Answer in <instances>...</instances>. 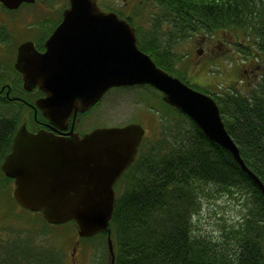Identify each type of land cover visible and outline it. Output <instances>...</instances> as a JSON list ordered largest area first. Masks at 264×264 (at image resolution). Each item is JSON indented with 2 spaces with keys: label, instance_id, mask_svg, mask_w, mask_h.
Returning <instances> with one entry per match:
<instances>
[{
  "label": "trees",
  "instance_id": "obj_1",
  "mask_svg": "<svg viewBox=\"0 0 264 264\" xmlns=\"http://www.w3.org/2000/svg\"><path fill=\"white\" fill-rule=\"evenodd\" d=\"M129 2L131 13L120 11V15L136 34L167 36L173 63L164 60L165 54L156 61H163L158 64L178 76H183L175 69L180 55L173 47L193 35L230 31L241 39L237 49L242 57L264 52V0H125ZM154 43L160 41L148 40L143 48L153 58ZM183 81L188 83L184 76ZM202 92L215 100L240 157L264 184V75L244 99L227 92L219 102L208 90L202 88ZM234 99L246 108L235 119L229 108ZM162 103L169 108L162 118L166 136L143 141L115 184L109 225L114 264H264V196L228 151L210 141L186 115ZM16 129L14 116H0V162L10 150ZM0 177V189L13 181L1 171ZM202 197L247 201L236 225H230L234 220L222 221L217 208L207 206L209 214L222 221L217 231L220 240L205 242L195 233L194 220L204 212ZM92 238L100 239L105 261L106 232L81 240Z\"/></svg>",
  "mask_w": 264,
  "mask_h": 264
},
{
  "label": "water",
  "instance_id": "obj_2",
  "mask_svg": "<svg viewBox=\"0 0 264 264\" xmlns=\"http://www.w3.org/2000/svg\"><path fill=\"white\" fill-rule=\"evenodd\" d=\"M34 0H0L8 8ZM60 24L38 53L31 42L20 44L14 66L24 88L38 86L44 98L35 101L50 120L85 112L112 87L149 85L162 101L189 117L212 142L228 151L264 196V184L245 165L224 128L218 106L158 66L138 49L136 32L124 18L101 11L96 0H68ZM92 43V51L82 49ZM144 134L137 123L96 127L79 136H56L40 130H16L0 171L14 180V200L41 212L49 224L73 221L80 238L106 232L108 264H114L110 220L114 185L133 162Z\"/></svg>",
  "mask_w": 264,
  "mask_h": 264
},
{
  "label": "rangeland",
  "instance_id": "obj_3",
  "mask_svg": "<svg viewBox=\"0 0 264 264\" xmlns=\"http://www.w3.org/2000/svg\"><path fill=\"white\" fill-rule=\"evenodd\" d=\"M118 1H120V11L124 15L131 13V2H129L127 8H124L125 0ZM23 9H19L17 12L21 15ZM234 36V33L230 31L215 32L212 35L197 34L191 36L183 44H175L173 50L183 58L176 65L178 73L183 75L191 86H197V90L202 91L203 88L204 91L208 90L212 94L213 87H216V84L225 85L223 87L228 90L231 86L241 85L242 83H239V81L245 80V69L247 73L250 71L251 65L247 66V63H255L256 60L255 56L243 60L244 57L236 48L237 43L242 45L241 39L238 40ZM215 40H220L223 44L219 45V43L213 42ZM12 42L15 41L12 40ZM210 44L215 45V51H207V54L201 56L197 50L203 48L206 51V47ZM230 49L232 51L229 52ZM183 61L184 63L181 64L180 62ZM257 61L261 62L260 59ZM233 80L234 83H232ZM217 81H220V83ZM152 92L154 94H149L147 90H140L136 94L126 90L120 91L117 97L120 99V103L116 105L113 115L108 113L107 110L105 114V104L103 107L95 108L85 115L88 128L99 123L102 124L105 115H107L113 121H120V124L110 125L105 123V126H122L121 123H129L130 121H134L131 123L140 122L145 126L144 142L159 141L166 136L162 118L169 108L162 103L158 92ZM102 108L104 109L101 110ZM0 110H2L1 107ZM169 116L170 119H173L172 115ZM177 121L178 119L174 123H177ZM117 186L120 189V183ZM13 188V181H8L4 189H0V247L2 246L0 251L4 249L3 241L6 239L7 233L22 230L26 237H30L29 244L35 248L43 245L40 248L43 249L45 263L54 260L52 250H59L60 264H69L72 253L76 264H104L107 261L108 254L105 261H103L104 255L100 239L81 240L77 234L76 224L69 222L59 225L47 223L42 218L41 213L26 210L13 200ZM236 201L231 197H202L201 207H203L204 212L199 214L193 223L196 235L205 238V242H208L209 239L220 240L217 231L219 225H222V221L232 222L234 220L230 225H236L237 217L245 212L247 201L244 200L243 203ZM207 206L217 208L218 211L215 212L221 213L217 217L219 219L223 218V220L219 221L212 214H209ZM39 233L42 234L38 236ZM1 237L3 238L1 239ZM96 245L97 247H95Z\"/></svg>",
  "mask_w": 264,
  "mask_h": 264
},
{
  "label": "flooded vegetation",
  "instance_id": "obj_4",
  "mask_svg": "<svg viewBox=\"0 0 264 264\" xmlns=\"http://www.w3.org/2000/svg\"><path fill=\"white\" fill-rule=\"evenodd\" d=\"M96 4L101 11L113 12L117 16L125 19V17L120 15V1L96 0ZM123 6L124 8H127L128 4L124 2ZM68 7V0H34L32 2H21L16 8H8L0 2V107L3 110H0V113H2L0 116H14L17 121L16 130H18L20 126L25 125L27 131L30 133H36L40 130H44L56 136H68L70 133H77L79 136H83L96 127H111L105 126V123L110 125L120 124V121H113L109 116L105 115L102 124L99 123L98 125L88 128L87 121L85 120V115L95 108L103 107L104 104L106 105L105 114L108 112L113 115L116 105L120 103V99L117 98L120 91L126 90L136 94L140 90H147L149 94H154L152 91H155V89L147 85L112 87L103 94L95 105L85 112H78L75 116L72 113L64 120L59 118L56 120H50L44 116L42 110L35 105V101L37 99L44 98V93L39 90L38 86H34L31 90H26L24 88L20 72L15 68L14 63L18 47L24 42H31L34 50L38 53H44L46 51V40L60 24L63 11ZM19 9H23V13H21V15L17 12ZM125 20L127 21V19ZM129 24L132 26L131 23ZM166 39L167 36L161 34H136V45L142 52L150 56L156 66L163 69L158 64L163 61H156V59H162V55L165 54L164 60L167 63H173L172 44L170 41H165ZM12 40L15 42L13 43ZM148 40L160 41V43H154L151 45L150 50L152 51V55L155 59L149 52H146L143 49L148 45ZM185 41H182L180 44H183ZM213 42H217L219 45L223 44L220 40H215ZM80 45H82V49H90L92 51V48L85 47V45L92 46V43H83ZM206 48V51L203 48H199L197 51L201 56L207 54V51H215L214 44H210V46H207ZM163 49H165V53ZM230 51H232V49H230L229 52ZM253 56H255L256 61L255 63H247V66L251 65L250 71L247 73L245 69V80L239 81V83H242L241 85L238 84L231 86L228 90L225 89L226 87H223L225 85L214 83L217 86L215 85L216 87H213V94L219 102L221 101V96L226 95L227 92H231L234 95L239 96L240 99H244L245 97L243 98V96L247 95L253 86L258 83L260 77L264 75V52L252 51L251 54L243 58V60H248L249 57L252 58ZM179 57V60L183 59L181 56ZM259 59L261 61L260 63L257 61ZM179 60L175 63L176 71H178L176 65ZM180 63L183 64L184 61ZM165 71L183 81V76H178L177 74L171 73L167 70ZM193 73L196 75L195 71H193ZM218 83H220V81ZM232 83H234V80ZM230 107L233 109L234 119L241 116L243 111L246 109L244 104L238 106L237 99H234L231 105L229 103V108ZM103 109L104 108L101 110ZM131 122L134 121H130L129 123ZM138 123L144 128V135L142 136L138 146L139 149L141 143L144 141L145 126L140 122ZM124 124H128V122L121 123V125ZM119 180L120 178L117 182ZM41 234L42 233H39L38 236ZM2 238L3 237H1V239ZM30 240V237H26L22 230H16L15 232L10 231L7 233V237L3 241L4 249L0 251V264H60L61 261L58 258L60 255L59 250L54 251L51 249L54 260L45 263L44 252L43 249L40 248L43 245L35 248L33 245L29 244ZM0 248H2V246ZM73 258L74 255L72 253L69 264H76Z\"/></svg>",
  "mask_w": 264,
  "mask_h": 264
},
{
  "label": "bare ground",
  "instance_id": "obj_5",
  "mask_svg": "<svg viewBox=\"0 0 264 264\" xmlns=\"http://www.w3.org/2000/svg\"><path fill=\"white\" fill-rule=\"evenodd\" d=\"M183 114V113H182ZM185 115V114H184ZM220 115V118H221V121L223 122V125L225 124L224 121L222 120V117H221V114ZM189 118V117H188ZM190 119V118H189ZM191 120V119H190ZM192 121V120H191ZM193 122V121H192ZM194 123V122H193ZM224 128H225V125H224ZM226 130V129H225Z\"/></svg>",
  "mask_w": 264,
  "mask_h": 264
}]
</instances>
